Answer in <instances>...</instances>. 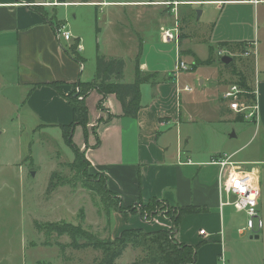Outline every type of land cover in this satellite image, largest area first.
Listing matches in <instances>:
<instances>
[{"label": "crops", "instance_id": "crops-1", "mask_svg": "<svg viewBox=\"0 0 264 264\" xmlns=\"http://www.w3.org/2000/svg\"><path fill=\"white\" fill-rule=\"evenodd\" d=\"M56 1L58 5L45 6V17L36 6L48 0H0V76L10 86L7 95H15L25 108L27 122L41 128L70 123L73 109L68 96L79 82L96 80L92 79L94 71L86 73L87 61L95 56L126 62L124 83L135 81L137 69L154 74L155 84L141 83V108L136 116L124 114L115 92L105 94L96 88L86 98L89 135L85 142L78 144L84 126L77 125L74 131L79 128L75 143L89 161V172L102 174L124 207L156 199L170 207L205 208L185 215L175 234L178 242H203L191 264H221L222 252L228 264H264V227L252 234L242 230L246 225H233V207L220 206V165L212 162L231 155L241 170L260 179L258 209L264 224V158L237 160L234 156L241 147L228 154L221 151L224 140L220 144L207 140L212 134L209 130L216 135L215 124L225 120L245 123L243 130L254 126L251 138L264 137V1L182 0L186 2L176 7V14L172 5L153 4L162 0ZM184 5L213 6L214 15L208 13L211 19L201 26L203 35L188 24L195 18L199 21L206 9L201 6L198 16L194 14L198 9ZM59 7H65L64 13ZM69 7L76 8L74 20ZM86 16L92 20L90 32L83 29ZM62 21L74 34L70 41L56 34L57 22ZM176 23L181 31L179 44L165 43L161 30ZM210 47L225 50L223 56L234 55L232 61L237 57V64L227 66L223 56L215 58L214 51L212 63L176 75V60L192 64L195 59L205 60ZM166 54H170L169 67ZM110 81L117 79L111 75ZM232 83L251 88L245 89V100L259 104L257 122L245 119L226 103L223 94ZM186 86L191 89L185 90ZM120 218L114 226L119 231L116 236L130 227L172 228L171 220L162 214L149 221L139 214H130L127 221Z\"/></svg>", "mask_w": 264, "mask_h": 264}, {"label": "rangeland", "instance_id": "rangeland-1", "mask_svg": "<svg viewBox=\"0 0 264 264\" xmlns=\"http://www.w3.org/2000/svg\"><path fill=\"white\" fill-rule=\"evenodd\" d=\"M201 6L192 7L199 10ZM202 7L206 10L200 20L195 18L194 23L188 24L192 29L199 30V35L205 32L201 28L202 24L211 19L208 13L214 15L215 12L212 10L213 6ZM58 9L63 13L66 10L65 7ZM74 9L76 8H68L72 20ZM79 10L85 11L86 8ZM89 19L88 16L82 19L83 29L87 32H90L89 25L92 23ZM64 23L62 21L57 24ZM165 49L169 50V46H165ZM214 56L217 58V50ZM165 57L166 67H169L170 54ZM237 60L236 57L234 65ZM96 62V56L92 62L87 61L86 73L89 75L91 71L95 72L92 79L97 77ZM202 63L208 64L205 60ZM189 64L193 69L195 62ZM4 83L0 76V264H99L101 249L91 245L75 248L70 244L72 236L66 231L61 233L56 230L58 225L63 227L71 223L87 229L98 239H115L119 231H114V226L122 216L127 221L130 214H139L149 221L162 214L172 222V214L164 202L154 208L155 214L153 211L150 214L149 210H145L147 208L141 207L150 201L139 202L137 214L129 211L127 216L121 213L118 209L122 203L104 193L100 188L101 182L100 185L93 182V179H100V176L82 177L81 171L73 167L75 154L63 139L62 128L55 125L41 128L33 125V122H27L25 108L14 94L12 97L10 93L7 95L6 91L10 86ZM79 90L76 87V91ZM244 125L239 120L217 122L215 126L218 134L215 135L209 130L212 134L207 140L209 144L214 140L220 144L224 140L225 145L221 151L228 154L241 147L234 156L237 160L244 161L253 157L263 159L264 137L260 135L251 138L255 127L250 125L251 128L243 130ZM78 132L79 128L74 131L73 136L77 143ZM233 132L236 136L232 135ZM81 139L79 145L85 142L83 129ZM230 210L233 225L243 227L246 224L245 212ZM140 211H144L145 215L142 216ZM79 241L85 242V239L79 238ZM143 256L141 248L130 245L115 264H134Z\"/></svg>", "mask_w": 264, "mask_h": 264}, {"label": "trees", "instance_id": "trees-1", "mask_svg": "<svg viewBox=\"0 0 264 264\" xmlns=\"http://www.w3.org/2000/svg\"><path fill=\"white\" fill-rule=\"evenodd\" d=\"M37 9L43 12L44 16L47 17L45 6L37 5ZM51 21L54 18L50 17ZM59 23V22H57ZM240 45V44H239ZM215 48L210 47V56L205 59V63H212L213 55ZM196 63L193 64V69H195L198 65H200L203 60L195 59ZM97 77L95 81L92 82H79L76 87L80 88L79 91L75 90L68 96L69 102L73 109V120L67 125H61L63 138L65 139L66 144H68L75 154V159L73 160V167L78 169L82 173L83 176L93 175L89 172L88 165L89 161L85 154L80 151L79 147L75 143L73 139L74 129L77 125H83L85 131V139H87L89 135L88 121H89V108L86 103V98L90 95V92L96 88H98L101 92L107 94L111 92H115L118 94L122 105L124 107V114L130 116H136L138 110L141 108L140 99L141 92L140 86L141 83L150 81L152 84H155L153 81L154 74L144 73L137 69L135 74V81L131 83H124L123 79V71L125 68L126 62L119 58H110L106 59L103 56H99L97 58ZM233 63V61H231ZM231 64L227 65L230 66ZM111 75H114V78L117 81H110ZM244 89H249V86L245 83L240 84ZM251 95H248V99H250ZM253 97V96H252ZM243 118V117H242ZM222 156V155H221ZM100 176V179H93V182H97L98 184L101 182L102 187L101 190L109 195V197L117 198L121 202V198L118 197L115 193H112L108 185L106 183V179L102 174H96V177ZM100 185V184H99ZM105 195V194H104ZM160 200L152 199L148 204L141 206L147 208L145 210L153 211L155 214L154 208L158 206ZM132 205L127 209L123 207H119V211L128 216L127 212H131L137 214V206ZM167 207V210L171 212L172 216V228L170 230L162 229L160 230H144L143 228H131L124 229L121 233L115 237V239H98L93 237V235L87 230L82 229L79 225H74L69 223L61 227L60 225L56 226V230L63 233L66 231L68 234L72 236V241L70 244L75 248L81 249L86 246H93L97 249H101L102 256L99 264H115L118 257H120L123 252L131 246L136 248H141L144 256L141 260L136 261L134 264H191L197 260V251L198 248L203 244L200 242L198 244H187L178 242L175 238V234L178 230V225L182 221L185 215L190 213H199L204 211L205 208H201L195 205L189 206H174L172 208ZM144 210V211H145ZM144 211H140L142 216L145 215ZM151 214V212H150ZM92 235V236H91ZM79 238H84L85 242H80Z\"/></svg>", "mask_w": 264, "mask_h": 264}, {"label": "built area", "instance_id": "built-area-1", "mask_svg": "<svg viewBox=\"0 0 264 264\" xmlns=\"http://www.w3.org/2000/svg\"><path fill=\"white\" fill-rule=\"evenodd\" d=\"M251 2L258 4L264 0H250ZM186 1L182 0H162L154 1L153 4H160L166 7L173 6L172 10L176 14V7L179 4H183ZM41 5H58L56 0H48V2H41ZM162 39L165 43L173 42L179 44L181 31L179 24L176 23L173 27L163 28ZM56 34L60 39L70 41L74 34L70 30L67 23L60 24L56 27ZM248 53V51H247ZM217 54L219 57L227 54L225 50L218 49ZM178 68L176 75L180 71H186L191 68V65L187 61L182 59L178 60ZM185 90H190V86H186ZM246 90L239 84L232 83L224 92L223 97L231 110L237 113H241L245 116V119H253L258 121L259 104L255 100L251 103L245 100ZM213 163L220 165V171L218 176V193L220 195V206H231L234 210L242 211L246 213V226L242 230L251 231L252 234H257L264 227L263 220L260 216L258 209L259 199L261 197L260 179L257 178L252 172H245L236 165V162L232 160L231 155L218 156L212 160ZM206 230L201 229L200 233L205 234ZM221 264H228L226 256L221 253Z\"/></svg>", "mask_w": 264, "mask_h": 264}, {"label": "water", "instance_id": "water-1", "mask_svg": "<svg viewBox=\"0 0 264 264\" xmlns=\"http://www.w3.org/2000/svg\"><path fill=\"white\" fill-rule=\"evenodd\" d=\"M200 14H201V10L199 9V10L197 11V15L200 16ZM221 60H222L223 63H225V64H229V63H231V61H232L233 59H232V56L230 57V56H228V55H225V56L221 57ZM233 134H234V132H233Z\"/></svg>", "mask_w": 264, "mask_h": 264}]
</instances>
